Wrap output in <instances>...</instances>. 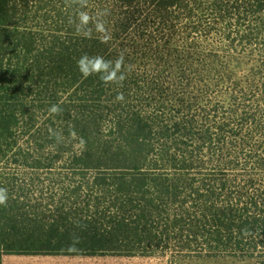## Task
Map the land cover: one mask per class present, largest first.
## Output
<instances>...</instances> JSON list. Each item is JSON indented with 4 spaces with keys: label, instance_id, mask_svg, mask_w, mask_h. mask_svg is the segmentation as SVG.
Wrapping results in <instances>:
<instances>
[{
    "label": "rangeland",
    "instance_id": "1",
    "mask_svg": "<svg viewBox=\"0 0 264 264\" xmlns=\"http://www.w3.org/2000/svg\"><path fill=\"white\" fill-rule=\"evenodd\" d=\"M13 1L20 30L33 41L25 54L42 55L47 70L63 53L52 46L55 34L60 47L70 48L66 57L77 49L113 65L123 57L117 75L124 80L106 83L96 96L102 131L120 110L134 107L162 124L179 121L158 136L178 139L183 148L175 158L178 167L153 168L139 178L75 166L67 148L54 158L48 146L40 156L52 163L47 167L22 166L4 156L0 249L7 251V244L72 250L9 252L1 264H264V37L253 38L249 19L243 25L235 18L239 2L230 0L234 10L223 20L211 10L212 0H183L170 7L168 19L151 0ZM50 77L52 86L58 78ZM70 84L59 78L58 91L43 93L44 108L34 110L38 123L20 130L22 142L47 123L56 99L92 97L87 88L73 95L77 84ZM29 89L22 96L28 106H38L37 87ZM74 116L65 111L62 129ZM24 149L35 159L31 140Z\"/></svg>",
    "mask_w": 264,
    "mask_h": 264
},
{
    "label": "trees",
    "instance_id": "2",
    "mask_svg": "<svg viewBox=\"0 0 264 264\" xmlns=\"http://www.w3.org/2000/svg\"><path fill=\"white\" fill-rule=\"evenodd\" d=\"M136 0H122L124 5H132ZM155 4L156 11L160 12L164 19L169 18L170 7L182 5L183 0H151ZM238 3L235 18L239 21L243 19V25L250 24V35L253 38L264 37V0H236ZM211 10H215L218 19L227 20V13L234 10V5L230 0H212ZM213 8V9H212ZM16 2L13 0H0V160L4 156H12L15 162L22 166H51L50 163H43L40 156L48 146L50 152H54V158H60L65 148L70 149L72 156L78 165L84 168L95 167L109 172H122L120 174H132L134 178L147 177L153 168L163 169L178 167L176 155L181 148L178 139H162L165 131H173L179 121L166 122L162 124L158 119L145 117L137 109L129 107L126 111L120 110L119 116L110 121V129L106 132L103 129V118L98 116L99 101L96 96H101L106 83L101 80L100 73H93L85 77L78 67V60L83 56L80 50H73L72 56H64L68 51L64 45L60 47L56 39L59 35H54L53 47H57L61 55L52 61V70H47L46 59L42 55H36L29 59L25 54L31 51L32 42L27 39V30H20L19 19H17ZM127 17L124 28L129 25ZM21 41H24L21 43ZM58 43V46L56 45ZM54 50V49H53ZM53 50H49L52 52ZM38 51L37 53H40ZM73 53L76 55L73 56ZM114 66V65H113ZM54 72V73H53ZM49 74V77H45ZM50 76L58 78L56 84L50 86ZM67 77L74 87L73 95L78 96L81 88H87L91 93V98L75 97L69 103L60 102L56 99L51 103L58 107V112H52L47 123H43L38 134L32 139V156L30 159L24 152V143L19 135L21 131H28V128L38 123L37 108H44L43 93L49 88L57 89L59 78ZM42 84H46L45 86ZM25 87L29 91L37 87V99L39 105L34 103L28 106V101L22 95ZM92 89H89L91 88ZM72 98V97H71ZM51 108V107H50ZM36 109V111H34ZM68 111L73 121L66 122L68 129H62L64 123L59 120ZM181 121L180 123H182ZM160 126V127H159ZM46 131H44V129ZM185 128V125H184ZM68 130V131H67ZM68 132L65 137L64 132ZM208 132L204 133V137ZM74 137L78 139L74 140ZM155 138L160 142L156 143ZM206 139V138H205ZM187 139L182 140V145ZM51 142V145H50ZM70 145L66 146L64 143ZM71 142V143H70ZM174 143V149L170 143ZM74 146L78 147L74 149ZM28 154V153H27ZM43 157V156H42ZM182 166V165H181ZM183 167V166H182ZM131 172V173H125ZM163 172V171H162ZM112 174V173H105ZM114 174V173H113ZM118 174V173H115ZM122 176V175H121ZM1 189V182H0ZM1 207H0V244H1ZM7 251L0 249V264L3 255L9 252L19 254H54L69 253L72 246L66 245H4Z\"/></svg>",
    "mask_w": 264,
    "mask_h": 264
},
{
    "label": "clouds",
    "instance_id": "3",
    "mask_svg": "<svg viewBox=\"0 0 264 264\" xmlns=\"http://www.w3.org/2000/svg\"><path fill=\"white\" fill-rule=\"evenodd\" d=\"M80 19L82 22L87 23L88 21L87 14L81 13ZM102 28H103L102 25H98V29L102 30ZM77 63L80 71L85 77H88L93 73H100L101 74L100 78L105 83L115 82L117 80L122 82L125 78L123 75L120 76L117 75V73H119L121 70V65L123 64V57L118 58L113 66L112 61H106L103 57L100 56L89 57L87 54H85L78 60ZM118 99H122V96L118 97ZM51 111L58 112L59 109L58 107L53 106L51 108ZM6 200H7L6 190L0 189V204H4Z\"/></svg>",
    "mask_w": 264,
    "mask_h": 264
}]
</instances>
